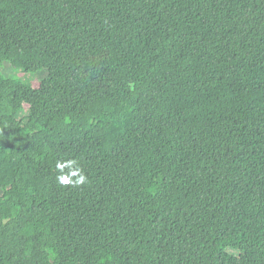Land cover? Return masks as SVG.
I'll return each instance as SVG.
<instances>
[{
    "label": "trees",
    "instance_id": "trees-1",
    "mask_svg": "<svg viewBox=\"0 0 264 264\" xmlns=\"http://www.w3.org/2000/svg\"><path fill=\"white\" fill-rule=\"evenodd\" d=\"M0 264H264V0H0Z\"/></svg>",
    "mask_w": 264,
    "mask_h": 264
},
{
    "label": "clouds",
    "instance_id": "clouds-1",
    "mask_svg": "<svg viewBox=\"0 0 264 264\" xmlns=\"http://www.w3.org/2000/svg\"><path fill=\"white\" fill-rule=\"evenodd\" d=\"M76 160H69L66 162H57L56 168L58 169L59 174L57 175L56 179L57 182L61 185H69L72 186H80L87 182V176L83 174L82 170L77 166L73 167V165H76ZM65 167H68L69 172L65 173L64 169ZM75 177V179H73Z\"/></svg>",
    "mask_w": 264,
    "mask_h": 264
},
{
    "label": "rangeland",
    "instance_id": "rangeland-1",
    "mask_svg": "<svg viewBox=\"0 0 264 264\" xmlns=\"http://www.w3.org/2000/svg\"><path fill=\"white\" fill-rule=\"evenodd\" d=\"M1 71L16 84L24 82L34 87L38 86L40 82L48 76L49 73L47 69H43L38 73H25L23 71L14 69L9 62H4Z\"/></svg>",
    "mask_w": 264,
    "mask_h": 264
}]
</instances>
